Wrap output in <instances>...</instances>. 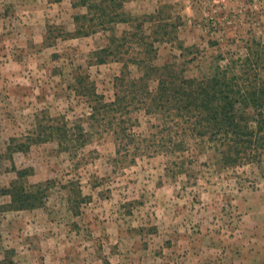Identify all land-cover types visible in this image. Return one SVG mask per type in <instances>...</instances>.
Here are the masks:
<instances>
[{"label":"rangeland","instance_id":"1","mask_svg":"<svg viewBox=\"0 0 264 264\" xmlns=\"http://www.w3.org/2000/svg\"><path fill=\"white\" fill-rule=\"evenodd\" d=\"M159 10L155 23L177 29L182 42L157 41L158 65L202 77L236 61V72L264 76V0L125 2L133 17ZM84 12L72 0H0V206L10 203L7 189L25 181L18 169H34L27 185L55 181L43 207L0 211V264H264V155L224 167L209 142L192 139L180 173L179 153L158 146L118 154L113 130L89 117L91 86L112 101L124 60H98L111 31L70 36L74 15ZM133 24L114 32H139ZM153 28L146 22L147 33ZM131 115L143 138L167 135L160 115ZM63 122L92 125L91 143L74 157L46 138L49 125Z\"/></svg>","mask_w":264,"mask_h":264},{"label":"trees","instance_id":"2","mask_svg":"<svg viewBox=\"0 0 264 264\" xmlns=\"http://www.w3.org/2000/svg\"><path fill=\"white\" fill-rule=\"evenodd\" d=\"M125 2L72 0L74 7H85L86 12L74 15L76 27L70 36H89L99 30L111 31L108 45L98 52V60L106 62V56L110 55L124 60L120 74L115 77V98L112 101L106 102L104 95L99 94L94 85L91 86L95 99L91 103L89 120L113 130L118 142V154L122 149L129 152L132 147L137 155L138 151L141 154L153 146L175 156L179 153L176 158L180 161L176 166L180 173L187 171L185 165L189 158L185 152L192 139L195 144L209 142L218 154L217 164L220 166L236 167L248 162H260V157L264 155V76L247 69L236 72V61H231L224 68L217 67L213 73L202 77L187 75L184 70L178 71L176 64L171 62L158 65L156 42L167 37L181 43L177 29H170L169 24L160 21L155 23L160 10L141 18L127 15ZM149 21L154 22L155 28L147 33L144 27ZM119 23H126L130 27L136 23L135 28L139 32L132 33L130 29H125L118 36L114 31ZM133 43L140 49L135 51ZM126 46L127 49L121 51ZM180 48H184V45L180 44ZM131 49L134 53L130 57H119L120 53L121 56L131 53ZM252 60L250 56L245 58L248 64ZM255 64L256 61L253 66ZM131 65L138 67L139 75H133ZM83 80L87 78L83 77ZM151 80L157 81L155 89L151 87ZM136 111L160 115L164 123L158 125V129L163 133L168 132L167 135L159 141L155 136L149 139L138 135L134 131V124L138 120L134 121L131 115ZM110 113L114 115L109 117ZM72 128L63 122L61 125L51 124L45 130L48 133L46 138L57 140L61 150L74 157L91 143L93 132L91 124L86 128L83 123H77ZM174 129L176 136L173 135ZM38 138H42V133ZM33 171L32 167L18 169L19 177L25 178V181L14 182L7 189L10 203L0 206L5 207L0 211L35 209L46 204L55 181L48 179L27 185L26 178ZM83 198L86 200L87 197Z\"/></svg>","mask_w":264,"mask_h":264},{"label":"crops","instance_id":"3","mask_svg":"<svg viewBox=\"0 0 264 264\" xmlns=\"http://www.w3.org/2000/svg\"><path fill=\"white\" fill-rule=\"evenodd\" d=\"M259 249L264 253V247H259Z\"/></svg>","mask_w":264,"mask_h":264}]
</instances>
